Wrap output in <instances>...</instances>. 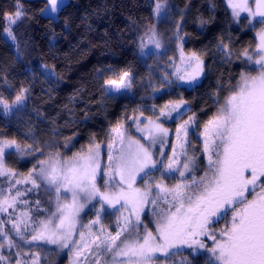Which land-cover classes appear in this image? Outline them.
Listing matches in <instances>:
<instances>
[{
	"label": "snow or ice",
	"instance_id": "1",
	"mask_svg": "<svg viewBox=\"0 0 264 264\" xmlns=\"http://www.w3.org/2000/svg\"><path fill=\"white\" fill-rule=\"evenodd\" d=\"M224 2L235 22L246 13L247 26L260 28L254 45L236 54L243 69L235 82L229 80L226 91L217 82L215 111L202 124L182 91L172 98V89L199 85L206 68L203 53L185 55L177 24L173 70L148 85L161 95L151 106L126 108L102 139L93 134L86 146L65 155L56 145L40 147L34 136L30 144L0 136V261L7 259L5 248L20 257L43 244L55 245L57 253L66 249L69 264H176L177 256L178 264H264V0ZM61 6L62 0H45L42 12L56 17ZM166 7L167 0H155L154 16ZM14 9L3 14V32L13 42L14 26L27 16L20 0ZM229 45L223 39L216 45L228 61ZM138 47L141 57L163 55L154 28ZM98 77L110 98L128 96L137 82L131 66L109 65ZM27 100L26 88L11 98L0 94V112L23 110ZM190 135L200 142L191 156ZM28 156L35 160L25 175L13 167V157ZM201 156L202 170L193 163ZM41 187L54 197L51 210L24 198ZM33 206L44 216L31 215ZM89 206L94 218L83 223ZM105 220H114L115 228H106ZM9 264H39V256Z\"/></svg>",
	"mask_w": 264,
	"mask_h": 264
},
{
	"label": "trees",
	"instance_id": "2",
	"mask_svg": "<svg viewBox=\"0 0 264 264\" xmlns=\"http://www.w3.org/2000/svg\"><path fill=\"white\" fill-rule=\"evenodd\" d=\"M67 1L57 18H52L42 12L45 0H20L27 16L14 26L17 40L11 43L3 32V14L14 12L15 0H0V94L11 98L20 89H28L25 109L8 116L0 112V136L15 137L22 144L32 143L34 136L40 147L56 145L61 153L70 155L86 146L93 134L102 139L109 124L126 108L130 110L137 104L151 106L153 100L149 94L155 89L148 86L149 82L159 84L167 72L158 58L139 55V39L154 23L155 0ZM167 3L168 18L184 16L185 54L203 53L201 58L206 65L201 84L195 88L172 89V98L182 91L198 124H202L215 111L217 82L225 91L229 80L235 82L243 69L236 54L254 45L260 26L254 30L244 19L236 23L224 0H167ZM220 39L230 41L233 52L230 61L216 50ZM109 65L131 66L137 81L134 96L103 95L98 72ZM47 72L55 75L48 77ZM192 143L200 145L195 136ZM65 144L69 145L68 149L63 147ZM13 160V167L26 175L35 158L30 162H23L25 158L13 157ZM24 198L39 199L44 210L52 208L50 195L42 188ZM30 214L43 217L45 212L37 213L33 206ZM36 254L39 264L69 263L67 256L59 258L55 250L40 254L37 248L30 259ZM11 258L18 259L14 255ZM181 259L177 256L176 264ZM199 264H204L203 259Z\"/></svg>",
	"mask_w": 264,
	"mask_h": 264
},
{
	"label": "rangeland",
	"instance_id": "3",
	"mask_svg": "<svg viewBox=\"0 0 264 264\" xmlns=\"http://www.w3.org/2000/svg\"><path fill=\"white\" fill-rule=\"evenodd\" d=\"M68 1H63L62 0V6L65 5ZM167 7H168V3H167ZM167 7L165 9V12L161 14V17L160 18H157L156 16H154V23L152 25L151 28H154L155 31L158 33L161 41H162V44H163V48L160 49L159 51H161L163 53L162 56H159V57H156L160 60V66L164 69H166V72L167 73H170L173 68L172 66L170 65V61H169V57H179V51H178V47H177V44L175 42V35L174 33L176 32V27H177V24L180 25V30H181V34H182V27H183V23H184V16H180L179 18H175V19H170L167 17ZM230 14H231V9H228ZM165 13H166V16H165ZM45 14V13H44ZM47 15V14H45ZM49 16V15H47ZM232 16V15H231ZM246 16V13H241L240 15V20L244 19V17ZM181 17H183V19H181ZM233 18V17H232ZM237 23V22H236ZM6 36V35H5ZM7 40L11 43H13V41L11 39H9L7 36H6ZM184 40V39H183ZM183 40H182V43H183ZM150 47V45H149ZM139 55H140V49H139ZM187 55V54H185ZM150 57V56H149ZM142 58H145V57H142ZM148 58V57H147ZM202 59V58H201ZM179 64V60L177 59V65ZM205 73H206V70H205ZM205 76L204 77H201V82L200 84L203 82ZM181 87H187V86H181ZM164 91H168V89H164ZM136 93V89L135 87L132 88V90L128 93V96H134ZM160 96L161 93L157 90L151 92L149 94V97L152 98L153 96ZM187 107H190V104L187 105ZM191 108V107H190ZM173 127H175L173 125ZM190 140L192 141V136L190 135ZM193 144V147H191L189 149V155H193L195 153V150L200 147L197 146L195 143H192ZM165 151H167V149H165ZM35 157L34 156H28V157H25V160H23V162H30L32 159H34ZM203 157L201 156L199 158V160H194L193 163L194 165H199V167L201 168V170L203 169V164L201 163V161H203ZM18 187L20 188H24L26 187V185H19ZM43 189V187H41ZM44 190V189H43ZM50 200H51V203H52V206L54 204V197H50ZM90 209V206L89 207H86L84 209V211L81 213V217H82V221L83 223H87L89 219H92L94 218L93 217V214L92 212L89 210ZM147 209L145 210V212L147 213ZM106 228H108L109 230H112L115 228V222L114 220H105L103 221ZM223 225H221L222 227ZM40 249V254L43 253L45 251L46 254L50 253L51 250H55L57 252V249H56V246L55 245H41L40 247H35V250L32 249V251H28L27 249L21 251L20 253V257H18L19 259H21L22 261L23 258L25 259V256H27L28 259H30L31 257V253L34 251L36 252V249ZM18 249H15V251H17ZM5 256L7 257L6 261H0V264H9V262L11 260H14L15 258H11V255L10 254L9 256H7L8 252L5 248V252H4ZM63 256H67L70 260V256L67 252V250H63V251H60L58 253V257H63ZM16 257V256H15ZM69 264V263H68Z\"/></svg>",
	"mask_w": 264,
	"mask_h": 264
},
{
	"label": "crops",
	"instance_id": "4",
	"mask_svg": "<svg viewBox=\"0 0 264 264\" xmlns=\"http://www.w3.org/2000/svg\"><path fill=\"white\" fill-rule=\"evenodd\" d=\"M63 1H66V0H63ZM63 6H64V5H63ZM63 6H61V7H63ZM50 17H52V18H57V16H56V17L50 16Z\"/></svg>",
	"mask_w": 264,
	"mask_h": 264
}]
</instances>
